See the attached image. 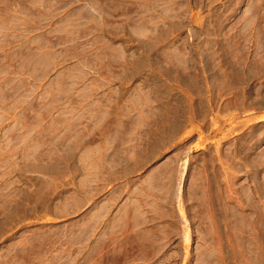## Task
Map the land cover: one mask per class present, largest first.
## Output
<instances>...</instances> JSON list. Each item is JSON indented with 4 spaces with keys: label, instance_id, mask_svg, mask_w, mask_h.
<instances>
[{
    "label": "rangeland",
    "instance_id": "1",
    "mask_svg": "<svg viewBox=\"0 0 264 264\" xmlns=\"http://www.w3.org/2000/svg\"><path fill=\"white\" fill-rule=\"evenodd\" d=\"M0 264H264V0H0Z\"/></svg>",
    "mask_w": 264,
    "mask_h": 264
}]
</instances>
